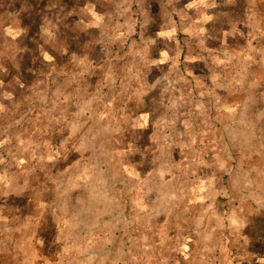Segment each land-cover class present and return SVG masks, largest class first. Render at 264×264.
Segmentation results:
<instances>
[{
    "label": "rangeland",
    "instance_id": "rangeland-1",
    "mask_svg": "<svg viewBox=\"0 0 264 264\" xmlns=\"http://www.w3.org/2000/svg\"><path fill=\"white\" fill-rule=\"evenodd\" d=\"M263 169L264 0H0V264H264Z\"/></svg>",
    "mask_w": 264,
    "mask_h": 264
},
{
    "label": "crops",
    "instance_id": "crops-1",
    "mask_svg": "<svg viewBox=\"0 0 264 264\" xmlns=\"http://www.w3.org/2000/svg\"><path fill=\"white\" fill-rule=\"evenodd\" d=\"M262 172L264 173V169ZM257 194H258L257 206H255L256 207L255 209L257 210L256 215L257 216L262 215V217L264 218V187L262 188V190L260 192H257ZM241 205H242L241 207H243V209L254 208L253 204H251L248 201H246L245 203H242ZM247 213H245L243 215L241 214L239 216L240 217L244 216V218L247 219L249 217Z\"/></svg>",
    "mask_w": 264,
    "mask_h": 264
}]
</instances>
